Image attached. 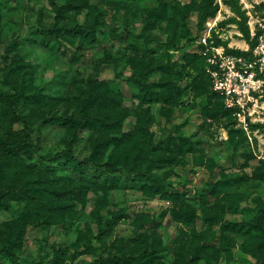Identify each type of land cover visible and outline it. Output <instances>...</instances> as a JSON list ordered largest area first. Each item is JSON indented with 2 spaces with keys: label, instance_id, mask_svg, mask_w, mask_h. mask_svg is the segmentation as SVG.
Wrapping results in <instances>:
<instances>
[{
  "label": "rangeland",
  "instance_id": "obj_1",
  "mask_svg": "<svg viewBox=\"0 0 264 264\" xmlns=\"http://www.w3.org/2000/svg\"><path fill=\"white\" fill-rule=\"evenodd\" d=\"M260 23L264 0H0V139L24 147L0 152V264H264V108L245 130L200 43Z\"/></svg>",
  "mask_w": 264,
  "mask_h": 264
},
{
  "label": "built area",
  "instance_id": "obj_2",
  "mask_svg": "<svg viewBox=\"0 0 264 264\" xmlns=\"http://www.w3.org/2000/svg\"><path fill=\"white\" fill-rule=\"evenodd\" d=\"M259 25L261 34L253 33L251 38L255 46L248 45L242 50L249 56L229 53L224 46L210 43L211 28L200 40L212 89L245 130H248V118L264 108L260 105L264 99V23ZM228 48L237 50L232 46Z\"/></svg>",
  "mask_w": 264,
  "mask_h": 264
},
{
  "label": "trees",
  "instance_id": "obj_3",
  "mask_svg": "<svg viewBox=\"0 0 264 264\" xmlns=\"http://www.w3.org/2000/svg\"><path fill=\"white\" fill-rule=\"evenodd\" d=\"M211 13H210V16L215 15V11H213ZM250 44H251V48H253L255 46V43L252 41L250 42ZM216 45L217 46H224L229 53L238 54V55H247V56L250 55L249 53L241 52L239 50H231L228 48V45L226 43H223L221 41H217ZM203 60L206 61L204 58H203ZM210 82H211V80H210ZM96 83H100V82H96ZM216 95L218 96V94H216ZM1 97H3L4 99H6L7 101L10 102V104L13 107V110L15 112L16 106L13 102V97L12 96H1ZM218 98L220 99L219 96H218ZM220 101H221L222 105L224 106L221 99H220ZM228 112L233 114V112L230 110H228ZM23 151H24V147H23L22 143H9L7 141L0 139V152H1L2 156L5 158V160L12 161L14 159H17L21 156ZM67 154H69L71 156V159L73 160V162L75 164V169L80 170L81 173H83V172L86 173V172H89L90 170H93V169H96V170H99L102 172H106L108 174L122 173V171L120 169L114 168L109 163L99 164V163H96V162L91 161V160H86L85 162H82L72 152L68 151ZM2 205L3 204L1 202V197H0V207H2ZM5 249H8V246ZM258 264H260V262Z\"/></svg>",
  "mask_w": 264,
  "mask_h": 264
},
{
  "label": "bare ground",
  "instance_id": "obj_4",
  "mask_svg": "<svg viewBox=\"0 0 264 264\" xmlns=\"http://www.w3.org/2000/svg\"><path fill=\"white\" fill-rule=\"evenodd\" d=\"M240 42V41H239Z\"/></svg>",
  "mask_w": 264,
  "mask_h": 264
}]
</instances>
